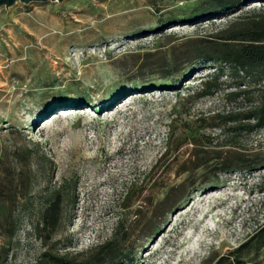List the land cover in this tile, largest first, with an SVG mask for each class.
Wrapping results in <instances>:
<instances>
[{
    "label": "rangeland",
    "instance_id": "rangeland-1",
    "mask_svg": "<svg viewBox=\"0 0 264 264\" xmlns=\"http://www.w3.org/2000/svg\"><path fill=\"white\" fill-rule=\"evenodd\" d=\"M259 4L190 23L209 0L0 8V264H41L46 254L87 264H228L234 255L264 264V242L253 239L264 226V127L243 118L264 79L225 68L218 90L199 97L214 64L174 86L156 68ZM238 85L246 92L228 102ZM194 143L258 164L218 172L211 160L181 173ZM57 197L59 219L43 227Z\"/></svg>",
    "mask_w": 264,
    "mask_h": 264
},
{
    "label": "trees",
    "instance_id": "trees-1",
    "mask_svg": "<svg viewBox=\"0 0 264 264\" xmlns=\"http://www.w3.org/2000/svg\"><path fill=\"white\" fill-rule=\"evenodd\" d=\"M248 1L250 0H209V7L199 14L189 17L186 23L210 17L211 15H217L220 14V12H229L228 14H233L237 11H241L242 7L245 6ZM252 1H258L260 3L259 6L248 8V11L244 12L243 15L235 17L213 35H209V37H200L191 40L189 43H185L182 51L176 55H172V58L168 60L165 58L158 60L156 62V68L160 70L163 79L172 86L180 84L187 70H196L198 67L210 62L214 64L215 67L213 71L207 72L202 76L207 79L201 81L196 87V93L199 97L213 95L218 90L220 86L218 79L225 68L233 75L238 76L242 73L245 76H256L264 79V0ZM160 30L161 28H157L153 32H159ZM174 73L178 74L173 75ZM244 92H246L245 89H241L240 85H238L236 90L226 94V100H228V102H233L237 100L241 94H244ZM211 118L219 119L220 114L216 113ZM243 118H252L254 120L253 125H247L248 128L264 127V91H262L259 96L258 105H255L250 112L245 113ZM215 127L223 128V125L216 124ZM193 148L189 157L182 163L181 173L192 172L199 167L207 166L208 162L211 160L216 161L213 167L218 172H226L234 168L248 169L258 164L242 157L236 152H223L217 151L216 149L208 150L203 148L198 150L197 148L200 147L197 143H194ZM183 197L184 196L180 197L179 200ZM168 198L169 194L162 201L158 202L155 207L158 205L164 206V201H167ZM59 212L60 205L59 198L57 197V199H55L43 212V227H48L51 222L55 224L59 219ZM256 238L264 242V226L254 234L253 239ZM104 247L105 245L101 248L103 249ZM113 257H115V255H111L109 258L112 259ZM41 264L87 263L77 262L74 259L68 258L66 255L46 254ZM228 264L259 263H252L234 255Z\"/></svg>",
    "mask_w": 264,
    "mask_h": 264
},
{
    "label": "water",
    "instance_id": "water-1",
    "mask_svg": "<svg viewBox=\"0 0 264 264\" xmlns=\"http://www.w3.org/2000/svg\"><path fill=\"white\" fill-rule=\"evenodd\" d=\"M40 1H57V2H62L63 0H0V8L1 7H5V8H9L10 6H12L13 4H15L16 2H21V3H30V2H40Z\"/></svg>",
    "mask_w": 264,
    "mask_h": 264
}]
</instances>
